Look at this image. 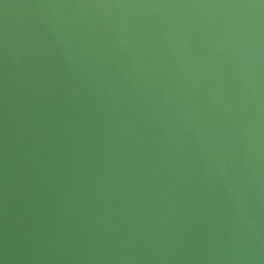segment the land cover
I'll list each match as a JSON object with an SVG mask.
<instances>
[{"label": "water", "instance_id": "obj_1", "mask_svg": "<svg viewBox=\"0 0 264 264\" xmlns=\"http://www.w3.org/2000/svg\"><path fill=\"white\" fill-rule=\"evenodd\" d=\"M0 264H264V0H0Z\"/></svg>", "mask_w": 264, "mask_h": 264}]
</instances>
